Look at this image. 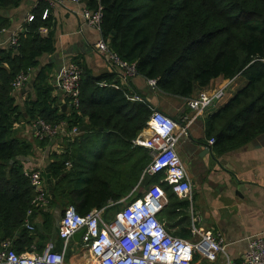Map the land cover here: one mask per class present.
Instances as JSON below:
<instances>
[{"label":"trees","instance_id":"1","mask_svg":"<svg viewBox=\"0 0 264 264\" xmlns=\"http://www.w3.org/2000/svg\"><path fill=\"white\" fill-rule=\"evenodd\" d=\"M20 2L0 0V12L17 8ZM85 6L100 8L101 39L121 61L134 64L136 76L153 80L158 94L184 101L194 95V87L200 91L213 79L241 81L225 102L204 117L212 152L223 154L264 135V0H86ZM30 14L32 20L21 25L15 44L0 48V247L8 242L16 254L29 248L34 237L51 233L55 207L72 206L83 216L114 203L103 212L107 221V210L119 206L115 203L140 196L135 192L149 162L147 150L133 141L152 108L138 93L140 101H129L133 94L127 87L114 89L113 74L94 77L71 59L81 68L78 109L61 112L48 83L51 67L38 61L54 52V19L39 1ZM8 23L0 15V30ZM27 70L35 76L24 93L22 114L10 85ZM36 118L78 130L75 139L65 141L60 155L49 157L53 197L47 212L36 210L41 212L43 235L35 225L32 232L22 225L34 192L17 159L28 156L31 145L13 136L15 124ZM82 128L87 130L80 132ZM45 143L36 141L39 147ZM153 178L155 183L161 175ZM160 186L167 200L166 215L179 212L185 220L182 212L188 203L177 202L168 186Z\"/></svg>","mask_w":264,"mask_h":264},{"label":"built area","instance_id":"2","mask_svg":"<svg viewBox=\"0 0 264 264\" xmlns=\"http://www.w3.org/2000/svg\"><path fill=\"white\" fill-rule=\"evenodd\" d=\"M38 1L45 3L50 10L67 2L84 3L80 17L86 26L99 32L100 8L88 9L85 6L86 0ZM46 14L45 9L40 19L43 20ZM31 20V14L26 16V22ZM38 32L45 33V29H40ZM14 44L15 35H12L7 46ZM93 49L114 75L116 85L112 87L114 89L127 87L129 79L136 76L134 64L121 61L109 50L107 42L101 37L93 45ZM32 75V70L19 73L11 82V93L21 89L31 80ZM80 76L79 65L67 61L58 68L53 79L63 101H66L65 106L73 110L78 109ZM233 81L234 79L226 80L224 85L212 90L197 91L184 100L189 117L183 115L179 120H174L152 109L142 129L146 131L147 136L136 137L133 144L147 150L149 158L141 178L147 176L150 179L156 175H161V178L155 183H148L143 189L139 187L142 193L138 198H123L115 203L124 205L107 221L103 219V212L114 203H108L101 209H92L83 216L78 215L72 206L63 207L55 234L63 247L65 248L75 233L82 230L79 244L88 251L90 264H192L194 257L206 263H213L216 256L224 250V240L217 232L200 231L196 227L199 219L192 217L190 211L189 239L173 237L164 230L158 215L167 200L160 184L168 186L170 192L177 198L189 195L190 184L175 152L177 140L179 136L185 135L186 126L191 120L204 115L207 110L224 101L226 90L232 86ZM145 85L150 91L156 92L153 80H145ZM128 100L140 101L134 94L128 97ZM30 127L34 139L38 142L49 141L60 135L64 136L65 141H72L78 135L77 128L67 130L64 122L51 125L36 118L30 121ZM208 144L211 146L212 139L208 140ZM64 166L69 168L70 165L65 163ZM42 173L43 168L40 167L25 172L34 192L22 222L28 232L33 231V213L47 208L49 203ZM0 264H63V253L56 252L53 243L46 241L38 251L35 247H31L28 253L16 254L9 243L5 242L0 247ZM224 264H264V231L246 239L245 251L238 261H227Z\"/></svg>","mask_w":264,"mask_h":264},{"label":"crops","instance_id":"3","mask_svg":"<svg viewBox=\"0 0 264 264\" xmlns=\"http://www.w3.org/2000/svg\"><path fill=\"white\" fill-rule=\"evenodd\" d=\"M37 2L38 0H21L17 8L0 12V15L9 22L6 29L0 30V48H5L9 38L21 31V25L26 23V16ZM83 7L84 3L81 2H67L51 9L54 19V52L41 56L38 61L40 66L51 67L48 83L53 88L52 96L56 99V105L65 104L61 93L55 89L53 79L58 68L67 61L77 59L94 77L112 74L94 52L93 45L100 39V34L84 24L80 17ZM225 82L226 80L216 78L203 89L212 90L224 85ZM26 84L11 93L14 104L22 114L24 93L30 90L26 88ZM127 84L132 94H140L152 109L165 116L174 120H179L183 115L190 116L184 101L150 91L143 78L135 76L129 79ZM240 85L241 81L235 79L232 86L226 90L223 102ZM214 110L216 107L191 120L186 126L185 135L179 136L176 143L175 152L190 184L189 195L176 197L177 202L188 203V207L182 212L185 220H181L179 212L169 216L162 210L158 215L164 230L173 237L189 239L190 212L192 217L199 219L196 227L200 231L210 230L221 235L225 247L223 252L216 256V260L213 263H206L196 258L192 264H224L227 261H238L245 251L246 239L264 231V135L234 150L215 154L208 144L204 129V117ZM67 111L68 108L65 106L64 112ZM13 134L14 138L31 145L30 154L17 159L25 172L36 167L44 169L49 157L52 154L60 155L65 148L63 135L46 141L43 147H39L30 122L24 120L13 126ZM145 136L146 131L141 130L136 137ZM41 212H47V208ZM41 212L35 211L32 219L38 233L43 235L40 232ZM45 241H51L54 250L63 253V264H90L89 253L80 246L79 239L70 238L64 248L62 242L56 237L53 238L51 233L43 235L42 239L34 237L29 248L23 247L20 253H28L31 247L38 251Z\"/></svg>","mask_w":264,"mask_h":264},{"label":"water","instance_id":"4","mask_svg":"<svg viewBox=\"0 0 264 264\" xmlns=\"http://www.w3.org/2000/svg\"><path fill=\"white\" fill-rule=\"evenodd\" d=\"M35 74L32 76L31 80L26 84V88H30L31 84H32V81H33V78H34ZM55 89H57L55 87ZM194 91L195 93H197L195 87H194ZM61 112H64L65 110V105H62L61 106ZM87 130L86 128H82L80 129V132H83ZM43 173H44V178H45V184H46V190H47V193L49 194L50 198L53 197L52 193H53V182L50 180V177H49V169L48 167L46 166L44 169H43ZM149 177L147 176H143L139 182V187L140 188H145L148 183H149ZM60 214H61V210H60V207H55L52 211V227H51V236L54 238L55 237V234H56V229L58 227V223H59V218H60ZM82 234V230L78 231L77 233H75L71 238L72 239H79L80 236Z\"/></svg>","mask_w":264,"mask_h":264},{"label":"rangeland","instance_id":"5","mask_svg":"<svg viewBox=\"0 0 264 264\" xmlns=\"http://www.w3.org/2000/svg\"><path fill=\"white\" fill-rule=\"evenodd\" d=\"M226 98V97H225ZM219 105H217L216 106V108L218 107ZM154 181V178L153 177H151L150 178V180H149V183H152ZM135 193H138L139 195L142 193V191L141 190H137ZM119 206L118 207H116V208H114V209H111V210H107V212H106V217H107V219H109L114 213H116L117 211H119L122 207H123V203H120V204H118ZM108 209V208H107ZM60 210H62L61 208H60Z\"/></svg>","mask_w":264,"mask_h":264}]
</instances>
